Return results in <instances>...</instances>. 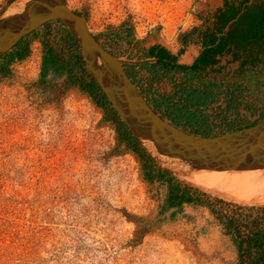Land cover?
Masks as SVG:
<instances>
[{"label": "rangeland", "instance_id": "rangeland-1", "mask_svg": "<svg viewBox=\"0 0 264 264\" xmlns=\"http://www.w3.org/2000/svg\"><path fill=\"white\" fill-rule=\"evenodd\" d=\"M14 1L0 0V14ZM65 1L127 69L138 60L136 36L179 39L223 0ZM45 26L25 37L29 55L0 75V264H236L235 247L204 204L226 215L264 202L241 205L172 176L203 204L160 215L166 182L144 180V161L119 142L92 98L63 79L38 83L42 42L59 50L65 30L58 21ZM262 92L253 110H240L247 122L264 113Z\"/></svg>", "mask_w": 264, "mask_h": 264}, {"label": "trees", "instance_id": "trees-1", "mask_svg": "<svg viewBox=\"0 0 264 264\" xmlns=\"http://www.w3.org/2000/svg\"><path fill=\"white\" fill-rule=\"evenodd\" d=\"M63 2L66 4L65 0ZM199 20L198 26L179 36L184 47L182 53L188 45L199 47L198 56L191 65L158 59L155 63L129 65L124 68L126 74L152 110L184 132L210 137L264 121L263 112L260 120L254 122H247L239 114L240 110H253L252 100L263 94L264 0H223L213 13L199 16ZM62 41L59 50L49 40L42 42L38 83L43 86L49 81L63 79L66 88L77 87L92 98L105 118L116 124L119 142L125 143L144 161V180L166 182L160 215L170 210L181 211L184 205L203 204L197 190L178 183L141 150L87 72L79 46L66 28ZM29 53L24 38L0 58V75L8 76L9 65L24 60ZM165 82L171 84V91L162 89L160 84ZM260 108L264 111V101ZM214 121H219V126ZM214 128H220V132L214 133ZM204 205L211 209L223 234L235 247L236 264H264V206H235L231 214L222 215L208 202ZM146 232L143 228L138 230L141 236Z\"/></svg>", "mask_w": 264, "mask_h": 264}, {"label": "water", "instance_id": "water-1", "mask_svg": "<svg viewBox=\"0 0 264 264\" xmlns=\"http://www.w3.org/2000/svg\"><path fill=\"white\" fill-rule=\"evenodd\" d=\"M59 21L79 46L87 72L141 150L162 170L182 178L198 171L264 173V121L216 136L190 134L156 114L124 69L63 0H16L0 14V58L26 36ZM186 164L172 169L170 164Z\"/></svg>", "mask_w": 264, "mask_h": 264}, {"label": "bare ground", "instance_id": "bare-ground-1", "mask_svg": "<svg viewBox=\"0 0 264 264\" xmlns=\"http://www.w3.org/2000/svg\"><path fill=\"white\" fill-rule=\"evenodd\" d=\"M169 167L176 169L187 166L184 163H172ZM184 180L208 193L241 205L264 202V173L260 171H198L185 177Z\"/></svg>", "mask_w": 264, "mask_h": 264}, {"label": "crops", "instance_id": "crops-1", "mask_svg": "<svg viewBox=\"0 0 264 264\" xmlns=\"http://www.w3.org/2000/svg\"><path fill=\"white\" fill-rule=\"evenodd\" d=\"M153 35V33H146L145 36H136L135 46L138 60H136L137 62L129 60V62L138 65L144 62L155 63L158 59H166L179 64L191 65L198 56L199 47L196 45L186 46L182 53L184 47L179 39L161 37L156 39Z\"/></svg>", "mask_w": 264, "mask_h": 264}]
</instances>
